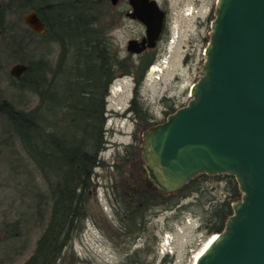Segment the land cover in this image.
<instances>
[{"label": "rangeland", "instance_id": "374dc122", "mask_svg": "<svg viewBox=\"0 0 264 264\" xmlns=\"http://www.w3.org/2000/svg\"><path fill=\"white\" fill-rule=\"evenodd\" d=\"M157 1L169 13L164 39L154 50L158 57L155 64L162 73L156 74L158 77L149 76L140 87L137 100L142 116L149 118L153 126L165 122L169 115L189 103L191 89L199 81L206 61L205 50L218 0ZM116 9L109 13L105 22L116 24L111 35L122 56L127 57L128 41L145 36V28L126 17L130 10L128 0L120 2ZM1 19L5 30L13 32L10 36L22 43L20 47L5 46L0 34V101L11 103L17 110L33 109L38 98L20 95L11 85L9 72L20 58L36 60L46 56L55 65L60 47L54 44L38 48L35 39L26 37L28 26L24 21H18L14 15ZM132 59L137 60V56ZM124 75L119 73L116 78ZM123 83L126 93L115 100L109 99L107 110L113 107L124 110L128 105L131 95L128 89L133 82L126 78ZM105 120L107 144L100 155L101 165L94 171L93 189L88 195L89 219L60 264H124L127 256L137 254L142 259L147 256L149 264H194L195 257L212 239L204 228L209 202L225 200L226 183L217 176L211 177L202 183L201 193L193 194L179 206L151 212L144 231L135 241L127 238L123 235V206L118 204V195H125L128 190L138 191V177L142 176L143 169V159L139 156H142L145 122L137 113L132 122L121 118L108 120L106 116ZM5 139L0 118V264H25L35 252L50 210L43 207V219L39 217L31 188L35 193L43 189L41 173L18 144Z\"/></svg>", "mask_w": 264, "mask_h": 264}, {"label": "trees", "instance_id": "16d2710c", "mask_svg": "<svg viewBox=\"0 0 264 264\" xmlns=\"http://www.w3.org/2000/svg\"><path fill=\"white\" fill-rule=\"evenodd\" d=\"M125 1L119 0L118 5ZM117 6H113L111 0H0L3 19L14 15L22 22L31 11L39 14L47 33L35 38L38 48L54 44L60 47L55 65L46 56L15 61L27 63L29 72L22 80L10 76L9 80L20 95L38 98L33 109L17 110L11 103L0 101L5 140L18 144L42 176L43 189L35 193L31 188L37 201V213L43 219V207L50 210L35 252L25 264H60L89 219L88 195L107 144L106 99L117 74L135 77L134 109L144 120L145 131L153 126L149 118L142 116L137 100L149 68L157 61V53L149 51L137 60L132 59L131 54L122 56L111 35L116 24L105 22ZM0 31L5 46H21L22 41L11 37L13 32L5 30L4 24ZM169 111L174 109L169 108ZM139 165L140 162L135 167ZM210 178L202 175L178 192L168 194L157 188L149 189L139 174L141 186L137 193L128 190L127 194L118 195V204L123 206V235L135 241L144 231L151 212L179 206L193 194L201 193L202 183ZM216 178L226 183L227 197L220 203L209 202L204 228L210 236L224 230L233 214L232 205L241 200L233 177ZM138 255L127 256L124 264H149L147 256L142 259Z\"/></svg>", "mask_w": 264, "mask_h": 264}, {"label": "water", "instance_id": "95a60500", "mask_svg": "<svg viewBox=\"0 0 264 264\" xmlns=\"http://www.w3.org/2000/svg\"><path fill=\"white\" fill-rule=\"evenodd\" d=\"M128 5L126 17L145 36L129 40L126 51L140 56L161 41L166 12L157 0ZM24 23L47 33L36 11ZM205 57L189 103L144 132L143 178L170 194L202 175L233 177L241 200L196 264H264V0H218ZM28 72L17 64L10 76L20 80Z\"/></svg>", "mask_w": 264, "mask_h": 264}, {"label": "flooded vegetation", "instance_id": "af4514ba", "mask_svg": "<svg viewBox=\"0 0 264 264\" xmlns=\"http://www.w3.org/2000/svg\"><path fill=\"white\" fill-rule=\"evenodd\" d=\"M164 11L166 12V28H165V30H164V33H163V36H162V39H161V41L160 42H162V40L164 39V35L166 34V31H167V26H168V20H169V13H168V10H166V9H164ZM127 14V13H126ZM0 34L2 35V32L0 31ZM25 35H26V37H31L32 39H35L36 37H38V36H41V35H38V34H36V33H34L29 27H28V29H26V33H25ZM144 36H142V37H140V38H136L137 40H139V41H141L142 40V38H143ZM31 40V39H30ZM131 40H133V39H131ZM160 42H159V44H160ZM158 44V45H159ZM158 47V46H157ZM156 47V48H157ZM154 50H156V49H154ZM149 51H152V50H148V51H146V52H144L143 54H145V53H148ZM141 56V55H140ZM140 56H137V58H139ZM17 64H24V65H27L28 66V64L27 63H21V62H18V63H15L13 66H12V68L15 66V65H17ZM29 67V66H28ZM11 68V69H12ZM9 75H10V72H9ZM27 75V74H26ZM25 75V76H26ZM24 76V77H25ZM11 77V76H10ZM23 77V78H24ZM14 80H18V79H16V78H14V77H12ZM22 78V79H23ZM22 79H20V80H22ZM168 111H165L164 113L166 114ZM134 122H136L137 123V121L135 120ZM142 180H143V182L145 183V185L149 188V189H154L155 187L154 186H152V187H149L148 186V183H149V181L148 180H145L144 178H143V169H142ZM133 193L134 194H136L137 193V190L136 189H133Z\"/></svg>", "mask_w": 264, "mask_h": 264}, {"label": "bare ground", "instance_id": "6f19581e", "mask_svg": "<svg viewBox=\"0 0 264 264\" xmlns=\"http://www.w3.org/2000/svg\"><path fill=\"white\" fill-rule=\"evenodd\" d=\"M153 71H157V72H162V70L161 69H154ZM157 77V76H156ZM117 98V97H116ZM116 98H114V99H116ZM119 110H121L122 111V108L121 109H119ZM217 238V236H214V237H212V239L205 245V247L198 253V255L195 257V259H194V264H196L197 263V261L200 259V257L207 251V249L210 247V245L215 241V239Z\"/></svg>", "mask_w": 264, "mask_h": 264}, {"label": "clouds", "instance_id": "9594fccd", "mask_svg": "<svg viewBox=\"0 0 264 264\" xmlns=\"http://www.w3.org/2000/svg\"><path fill=\"white\" fill-rule=\"evenodd\" d=\"M118 87H121V85H118ZM130 107H128L126 110H128Z\"/></svg>", "mask_w": 264, "mask_h": 264}]
</instances>
